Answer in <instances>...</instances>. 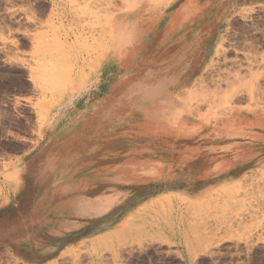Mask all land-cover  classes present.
<instances>
[{"label": "rangeland", "instance_id": "obj_1", "mask_svg": "<svg viewBox=\"0 0 264 264\" xmlns=\"http://www.w3.org/2000/svg\"><path fill=\"white\" fill-rule=\"evenodd\" d=\"M232 1L0 0V193L112 205L43 264H264V165L196 160L264 109V5Z\"/></svg>", "mask_w": 264, "mask_h": 264}, {"label": "crops", "instance_id": "obj_2", "mask_svg": "<svg viewBox=\"0 0 264 264\" xmlns=\"http://www.w3.org/2000/svg\"><path fill=\"white\" fill-rule=\"evenodd\" d=\"M224 1L222 6L229 9V0ZM259 5H264V0L231 3L234 8ZM209 137V146L198 151L196 160L203 161L210 174L221 176L231 170L241 174L249 167L264 165V109L258 110V126L252 131H242L240 135L210 131ZM26 183L22 180L16 190L0 193V264H43L53 260L73 245L70 239L79 244L84 242L86 232L99 230L100 215L112 206L100 209L101 195L69 197L51 189L44 193L42 181H34L37 187L33 193L24 192ZM106 196L104 202L109 203ZM85 199L92 200L87 211Z\"/></svg>", "mask_w": 264, "mask_h": 264}, {"label": "bare ground", "instance_id": "obj_3", "mask_svg": "<svg viewBox=\"0 0 264 264\" xmlns=\"http://www.w3.org/2000/svg\"><path fill=\"white\" fill-rule=\"evenodd\" d=\"M160 225V224H159Z\"/></svg>", "mask_w": 264, "mask_h": 264}]
</instances>
